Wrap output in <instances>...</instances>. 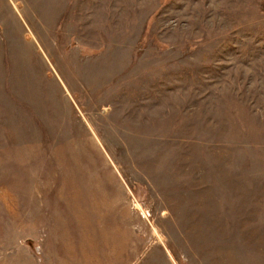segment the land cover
Segmentation results:
<instances>
[{
  "label": "rangeland",
  "instance_id": "374dc122",
  "mask_svg": "<svg viewBox=\"0 0 264 264\" xmlns=\"http://www.w3.org/2000/svg\"><path fill=\"white\" fill-rule=\"evenodd\" d=\"M0 264H264V0H0Z\"/></svg>",
  "mask_w": 264,
  "mask_h": 264
}]
</instances>
